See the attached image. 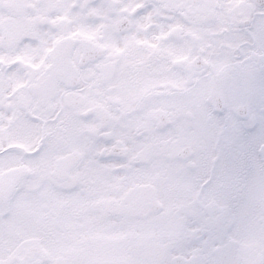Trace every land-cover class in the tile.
<instances>
[{"label":"clouds","instance_id":"clouds-1","mask_svg":"<svg viewBox=\"0 0 264 264\" xmlns=\"http://www.w3.org/2000/svg\"><path fill=\"white\" fill-rule=\"evenodd\" d=\"M140 2L0 0V264H264V0Z\"/></svg>","mask_w":264,"mask_h":264},{"label":"flooded vegetation","instance_id":"flooded-vegetation-1","mask_svg":"<svg viewBox=\"0 0 264 264\" xmlns=\"http://www.w3.org/2000/svg\"><path fill=\"white\" fill-rule=\"evenodd\" d=\"M123 2L126 4L128 2V0H123ZM143 3L140 2V0H134V4L131 6V7H138V8H143ZM20 7L19 5L16 6V10L17 12H19L20 10ZM127 11V9H126Z\"/></svg>","mask_w":264,"mask_h":264}]
</instances>
